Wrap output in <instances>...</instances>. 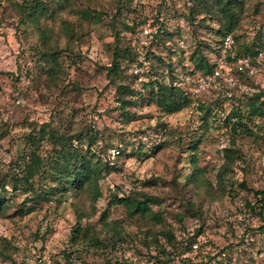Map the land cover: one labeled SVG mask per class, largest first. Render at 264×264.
<instances>
[{
    "label": "rangeland",
    "instance_id": "rangeland-1",
    "mask_svg": "<svg viewBox=\"0 0 264 264\" xmlns=\"http://www.w3.org/2000/svg\"><path fill=\"white\" fill-rule=\"evenodd\" d=\"M129 1L150 6L158 2L43 0L45 15L32 20L17 5H33L35 0H0V175L16 166L27 146L38 145L28 139L32 124L77 135L75 145L83 150L92 145L97 156L110 157L117 166L97 186L65 195L61 203L53 196L31 206L25 194L13 193L7 185L8 193L0 192L8 199L0 214V249L5 253L0 264H264V218L250 207L260 205L255 191H264V117L247 121L254 135L235 136L242 158L223 184L218 173L234 136L223 120H210L207 129L196 105L162 115L144 104L131 107V118L124 119L104 67L112 61L117 29L130 17ZM85 10L86 19L81 14ZM181 20L172 21L171 28L186 31L190 50L201 42L212 59L207 48L213 41L211 30L205 27L211 22L190 26ZM44 30L47 46L41 40ZM234 33L240 44L264 38V0H243ZM256 83L259 89L254 90L264 93V64ZM236 104L235 99L223 101L219 117ZM243 112L247 115L245 106ZM195 167L200 181L188 180ZM115 195L151 197L159 219L154 214L130 217L122 203H112ZM105 221L121 232L115 249L88 248L72 239L78 225L98 230ZM164 231L184 244L198 236L201 251L172 260L167 251L175 250Z\"/></svg>",
    "mask_w": 264,
    "mask_h": 264
},
{
    "label": "trees",
    "instance_id": "trees-1",
    "mask_svg": "<svg viewBox=\"0 0 264 264\" xmlns=\"http://www.w3.org/2000/svg\"><path fill=\"white\" fill-rule=\"evenodd\" d=\"M42 1L35 0L33 5L20 3L17 6L21 14L27 15V18L32 20H38L42 15H45ZM127 5L130 17L124 18L122 26L117 29L112 61L104 67L107 71L109 84L116 92V108L124 119L129 120L132 116L131 107L143 106V104L155 107L162 115H172L196 105L199 114H202L201 119L205 128H209L210 120H223L229 127L230 133L234 135L231 146L224 149L225 161L218 173V180L223 184L228 173L233 170L235 162L242 158L240 149L235 146V136L254 135L255 132L249 127L247 121L253 116L264 117V93L261 89L260 91L254 90V88L259 89V85L256 83L259 73L251 74L248 71L238 73L239 83L230 89V95L213 90L200 94L197 99L185 95L183 89L168 84L166 80L179 78L186 73L206 74L210 72L214 67L226 34H232L234 37L235 57L248 55L254 58L260 52L264 53V38L259 37L260 39L248 44L238 42L239 36L234 32L240 21L243 0H183L180 5L176 4V0H158L153 6L145 2L129 1ZM88 11L81 12L83 18H88ZM157 15L164 19L159 34L142 37L136 24L137 18L147 19ZM200 16H202L201 19H199ZM178 17H181V21H186L190 26L199 23L205 25L207 20L211 22L205 27L211 30L213 41L208 43L207 48L213 55L212 59L204 53L201 42L198 44L196 41L195 48L190 50L189 46L185 45L189 38L186 31L171 28V22L176 21ZM64 25L68 30H72L69 21L65 20ZM194 32L191 33L193 36ZM47 34L45 30L41 32L44 46L49 44ZM134 42L142 46V53L145 59L150 62L142 77L130 72V66L139 61L140 55ZM229 63L232 72L235 73L234 58H230ZM260 97H262V101L258 103ZM243 98L247 100L245 103ZM227 99H235L237 104L227 115L219 117L217 112L218 110L222 111L223 101ZM244 106L248 109L247 115L243 112ZM37 125L32 124L30 127L28 139L38 145L36 147L27 146L18 156L16 166L7 169L0 175V181H2L0 192L8 193L6 186L10 185L13 193L25 194V199L30 202L31 206H36L40 204L41 200H49L53 196H59L58 200L61 203L65 195L72 193L77 195L89 187L97 186L99 180L104 177V173L108 174L116 170L117 166L110 163V157L103 159L97 156L92 145H89L86 150L81 149V145H75V140L79 139L77 135L61 133L47 124L39 125V127ZM161 125L165 129L166 124ZM89 140L92 144L94 136L90 135ZM199 142L200 140L193 144V151L197 150ZM42 146H46V151L42 152ZM160 148L161 146L155 150ZM155 150L154 153L157 152ZM192 163L196 166L195 157H193ZM198 172V168L195 167L192 175L188 176V180L200 181ZM243 186L246 188L245 184ZM222 188H225V185H222ZM100 194L98 192V195ZM255 195L258 197L257 203L260 205L257 207L250 205V207L255 214L264 218V191L257 190ZM7 200L0 193V214L6 208ZM151 202H153L151 197L140 200L129 195L122 197L115 195L112 199V203H122L130 217L136 214L141 216L154 214V217L159 219L158 213H154L150 206ZM103 228H107V230L103 232ZM111 231L113 232L109 236ZM162 234L167 238L169 248L175 250L173 253L166 250L167 246L163 248V252L167 251L172 260H177L189 252L201 251V246L196 241L198 236H194L192 240L184 244L178 241L171 231H164ZM120 238L121 232L118 226L107 221L102 223L98 230L91 224L87 227L78 225L72 234V239L76 243H82L88 248H106V250L115 249ZM195 244L198 245L197 248L193 247ZM4 256L3 249H0V257ZM13 264L29 263L13 262ZM82 264L91 263L83 262Z\"/></svg>",
    "mask_w": 264,
    "mask_h": 264
},
{
    "label": "built area",
    "instance_id": "built-area-1",
    "mask_svg": "<svg viewBox=\"0 0 264 264\" xmlns=\"http://www.w3.org/2000/svg\"><path fill=\"white\" fill-rule=\"evenodd\" d=\"M164 22L163 17L157 15L147 19L137 18L138 25L142 37L155 36L159 34ZM137 50L140 52L139 61L130 66V72L133 74L143 76V72L148 68L150 62L145 59L142 53V46L136 44ZM235 40L232 34H226L222 40L220 52L217 55L213 69L206 73H186L183 76L169 80L166 82L176 88L184 90L185 95H189L193 99L204 92L217 90L225 95H230V89L236 87L239 83L240 77L238 73L248 71L251 74H258L264 64V53L260 52L256 57L252 58L248 55H234ZM234 58V68L236 72H232L229 59ZM264 100V97H263ZM119 151H117V154ZM112 157H115L113 152ZM197 248L198 245L193 246Z\"/></svg>",
    "mask_w": 264,
    "mask_h": 264
}]
</instances>
